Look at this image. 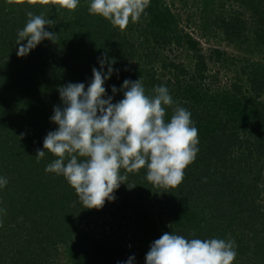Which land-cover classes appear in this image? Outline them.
Returning a JSON list of instances; mask_svg holds the SVG:
<instances>
[{
    "label": "trees",
    "instance_id": "obj_1",
    "mask_svg": "<svg viewBox=\"0 0 264 264\" xmlns=\"http://www.w3.org/2000/svg\"><path fill=\"white\" fill-rule=\"evenodd\" d=\"M90 2L79 0L78 7L69 11L58 5L7 6V0H0V177L8 180L0 188V209L5 210L0 211V264H53L63 247L74 264H118L132 256L136 264L166 232L186 239L234 240L233 264H264V202L259 198L264 191V68L250 74L246 83L238 79L209 98V92L201 93L192 83L204 78L208 56L191 35L169 27L165 2L150 0L141 15L150 21L149 35L136 27L137 37L153 49L168 46L174 38L193 53L192 84L174 89L170 79L156 69L145 72L140 64H132L137 56L135 42L106 18L90 14ZM29 11L52 19L54 25L45 29L57 33V39H45L27 56L19 57L15 42ZM215 23L229 44L251 32L264 45V28L254 24L251 29L240 15ZM212 52L217 58L226 56L220 49ZM100 59L106 60L105 72L109 64L115 70L105 81L103 98L112 96L113 103L122 100L125 79H141L150 97L155 96L157 86H165L173 99V105L164 106L165 121L170 122L176 107H183L191 112L198 129L199 151L179 186H154L146 178L145 167L126 173V183L115 191L127 209L140 208L150 223L147 240L139 236L144 235V227L137 229L134 245L128 248L105 234L95 240L84 234L74 244L82 224L97 223L102 210L83 208L63 175L45 171L56 156L46 151L39 162L36 157L38 149L44 150L48 132L59 127L50 119L55 106L64 107L59 87L82 82L87 89L94 78L93 67L100 69ZM170 65L187 74L184 66ZM149 210L156 213L150 217ZM111 213L115 217V211ZM145 241L144 248L140 244Z\"/></svg>",
    "mask_w": 264,
    "mask_h": 264
},
{
    "label": "clouds",
    "instance_id": "obj_2",
    "mask_svg": "<svg viewBox=\"0 0 264 264\" xmlns=\"http://www.w3.org/2000/svg\"><path fill=\"white\" fill-rule=\"evenodd\" d=\"M8 4L58 5L74 11L79 0H7ZM150 0H91L89 12L106 18L121 31L130 22L140 20ZM28 20L18 30L17 55L27 56L43 40L56 42L57 33L49 32L52 19L27 12ZM26 43H21L22 41ZM100 69L93 67V79L84 83H68L59 87L64 107H54L50 118L59 127L44 138L43 149L37 150V162L48 151L57 157L45 171L63 175L74 188L83 208L102 209L106 201L115 200V191L126 183V173L147 168V180L154 186L175 188L184 179V170L196 159L199 148L198 129L191 112L176 107L170 122L165 121V107L173 105L165 86H157L155 96L145 94L141 79H125L124 98L113 103L106 95L105 81L115 71L100 59ZM86 89V90H85ZM112 92L117 88L113 85ZM121 169L125 174H121ZM7 178L0 177V188ZM129 186V185H128ZM129 188H132L129 186ZM0 211H5L0 209ZM2 226V224H0ZM237 252L234 240L186 239L182 235L164 233L152 242L146 264H233ZM135 257L118 264H133Z\"/></svg>",
    "mask_w": 264,
    "mask_h": 264
},
{
    "label": "rangeland",
    "instance_id": "obj_3",
    "mask_svg": "<svg viewBox=\"0 0 264 264\" xmlns=\"http://www.w3.org/2000/svg\"><path fill=\"white\" fill-rule=\"evenodd\" d=\"M162 2H165L167 6L165 15L169 27L177 29L178 32L181 31V34L188 33L191 35L197 40L200 50L206 57H209H207V70L204 78L192 82L199 87L201 93L207 91L209 98H212V95L228 89L230 84L238 79L246 83L250 74L264 68V45L259 44L251 32L245 33L236 43L229 44L223 31L215 25V22L221 21L223 17L229 19L235 15H240L248 21L251 29L254 24L264 28V0H162ZM6 4L9 6L8 3ZM149 23L148 19L140 17L138 22H130L124 30L135 42L137 48V56L132 64L134 66L140 64L144 67L145 72L148 69H156L160 76L170 79V84L172 83L174 89H177L179 85L184 88L187 83H191L190 74L193 73L195 67L192 50L174 38L168 46L153 49L143 37L136 35V27H140L141 29H138L142 33L145 31L149 35L151 29ZM214 49L222 50L226 56L217 58V55L212 52ZM172 62L184 66L187 74H180L175 67L170 68ZM164 64H167V68L164 67ZM178 75L180 78L177 77ZM178 79L180 80L179 84L177 83ZM259 198L264 202V191ZM120 199L119 195L115 194V200L111 201V205L108 204V206L105 203L101 209L102 216L97 223L84 222L82 232L77 234L73 243L81 241L84 234L94 240L101 239L105 234L111 240L115 238L119 244L128 248L134 245L132 241L134 233L142 227L145 230L144 235H139L140 239L144 237L147 240L146 230L150 232L151 228L149 227L150 223L143 216L142 210L140 208L135 211L127 209V205L124 206L125 202L122 199L120 201ZM112 211H115V217H113ZM155 213L149 210L150 217ZM139 221H141L140 225L135 224ZM148 239L149 242L150 238ZM146 243L145 241L140 245L144 247ZM82 244H86V242H82ZM148 251H144L143 257L137 259L136 264H146ZM68 253L69 251L63 247L58 260L56 259L52 263L74 264Z\"/></svg>",
    "mask_w": 264,
    "mask_h": 264
}]
</instances>
